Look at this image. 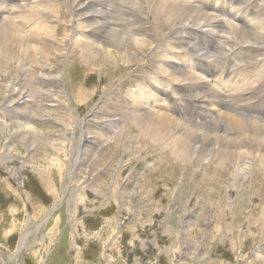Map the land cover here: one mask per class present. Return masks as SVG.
<instances>
[{"label":"rangeland","instance_id":"obj_1","mask_svg":"<svg viewBox=\"0 0 264 264\" xmlns=\"http://www.w3.org/2000/svg\"><path fill=\"white\" fill-rule=\"evenodd\" d=\"M67 1L54 4L63 15L53 23L51 50L31 55L25 64L11 50L0 54V264H264V159L254 157L259 153L246 149L238 163L218 153L199 158L195 150L180 157L175 151L181 145L147 139L133 119L137 98L141 104V96L149 95L155 100L143 99V105L195 127L229 117L222 106H212L214 120L200 110L184 91L188 80L178 79L171 63H184L186 73L204 78L226 97L235 91L229 88L250 97L252 88L262 89L254 76L264 66V41L251 48L249 59L245 54L230 60L235 69L224 84L223 72L207 78L190 60L178 62L170 39L177 20L149 17L147 0H136L130 17L138 31L128 26L123 36L148 38L147 46L136 51L129 67L99 69L85 64L80 49L66 42ZM211 1L224 9L214 13L224 24L218 35L230 37L232 24L243 25L228 13L245 14L231 0ZM239 1L249 11L246 20L257 21L255 32L264 33V0ZM108 3L116 21L126 17L117 9L123 6L119 0ZM70 25L73 32L75 24ZM83 37L77 32L74 42ZM104 38L99 32L98 39ZM241 74L245 87L238 88L233 80ZM81 82L86 90L79 100L75 87ZM26 91L33 94L30 101L19 103ZM186 102L199 109L202 123L186 117L181 109Z\"/></svg>","mask_w":264,"mask_h":264},{"label":"bare ground","instance_id":"obj_2","mask_svg":"<svg viewBox=\"0 0 264 264\" xmlns=\"http://www.w3.org/2000/svg\"><path fill=\"white\" fill-rule=\"evenodd\" d=\"M55 1L0 0V54L4 49L11 50L16 55H22L20 61L22 64H25L32 57L31 55L44 54L46 50H51L52 39L55 40L56 38V25L61 20V15H63L60 12V7H56L59 4L54 6L56 4ZM24 2L26 3L23 4ZM119 2L123 6H119L117 9L121 15L126 16L120 21H116L113 18V13L109 9L111 3H108V0H68L67 5L65 4L70 11L71 19L69 22L70 24L72 22L75 24L73 32L70 31L71 25L69 24V34L66 35V42L71 41L72 46L80 49L81 54L84 56L85 64L92 63L99 69L108 68L111 65L115 66L116 64V66L123 65L129 67V65H133L137 61L136 51L147 46L146 42H148V38L142 40L123 36L128 32L126 30L128 26H132L134 27V31H138L135 23L136 20L130 17L133 11L132 8H134L133 2L137 5L138 1L119 0ZM194 2L199 4L194 5L187 0H147L150 6L149 17L151 15L153 18L157 17L158 19V17L164 15L168 20H177L176 24L178 28L172 31L170 39H172V44L181 55H177L181 60H178L176 57L174 58L178 62L190 60L193 68L203 71L207 78L214 77L218 72H223L224 76L221 80L226 84L225 78L228 80V76L235 69L231 66L230 60L232 59V62H235L238 56L245 54L249 59L253 54L251 48L259 47L260 42L264 41V33H259L260 31L255 32L254 25L257 21H247L249 11L241 7L239 0H231L234 5L238 6V12H243L245 16L241 17V15L233 13L234 11H230L228 14L234 20H239L240 17L241 26H243L239 28L237 27L238 25L232 24L231 29L233 33L231 36H220L217 31L224 24H222V20L218 16H215V14L222 13L224 9L214 6L211 0H195ZM257 4H254L251 10ZM197 5H200V7ZM213 7L217 8L216 12L213 10L214 15L210 13ZM260 9L261 6L257 7L256 10L259 15L263 12V8ZM41 22H45L46 25L37 27V24ZM53 23H56V25H53ZM34 26H36L35 29H28ZM206 28L211 29L213 32H209V29ZM77 32L83 33L84 37L82 41L78 39L74 42ZM99 32L102 33L103 38L105 36L103 40L98 39ZM89 38L91 41L96 40V45L89 43ZM126 41L129 43L126 44ZM209 41L212 42V47L207 45ZM202 48L211 49L203 50ZM183 57L187 58L182 60ZM7 59L8 62H12V55L7 56ZM241 61L243 62L241 63L242 71L246 66L244 65V61ZM254 64L255 62L252 63V65ZM181 65H184V63L181 62ZM181 65L171 63V69L175 73V76L176 74L179 75L178 79L186 77L188 82L184 86V91L191 93L189 97L192 98L195 105L199 104V109L204 111L211 120L215 118L210 112L213 105L222 106L229 113V117L221 116L214 123L211 122V124L203 125V127L199 128L192 124L189 125L178 121L179 119L175 120L173 115L172 117L161 113L162 111L152 110L153 108H149L142 103L143 99L147 103L152 101L154 99L153 96L149 95V99L146 97L142 98L141 96V104L139 98H137L138 100L136 99V104H139L140 107L138 108L135 105L139 113L135 114L133 119L136 121L137 127L141 128L142 135L155 143L168 141V145L171 146L177 145L178 147L181 145V149L174 148V150L176 149V154L184 158L188 157L192 150H195L198 152L199 158L205 157L206 153H218L221 157H224V160L227 159L230 162L237 161L238 163L246 157V149H250L253 153L258 152L259 155H254V157L262 161L264 159L261 156V153L264 151V120L260 118H264V66L254 76L256 77L257 86L260 85L262 87L260 92L254 91L255 86L252 88L251 96L244 97L241 90L229 88L228 91H235L233 92L234 94L228 93L229 96L226 97L222 94V91L212 88L204 78L200 79L195 73H186V70ZM245 70H243L244 72L242 71L243 76L242 74L237 75L236 79L233 80V85L238 88L243 84L241 80L245 78V73H247ZM166 75L168 76V74ZM249 75L251 77H247V83L250 85L252 81L249 80H252L253 77L252 74ZM182 82L183 79L181 80ZM83 84L81 82L75 87V95L79 100L81 99L82 92L86 90ZM242 86L245 87V85ZM12 92L14 93V90ZM30 95H33L30 91L20 94L19 103L24 104L30 101ZM174 106H176L175 103H173L171 108ZM183 106L181 109L187 112L186 117L192 115L190 118H193V121H201L202 118L198 117L200 114L198 108L191 110L187 102ZM132 110V107H130L129 113ZM173 111L176 112L175 110ZM174 112L173 114H176L178 118L185 119V115L182 112ZM230 112H233L235 116H231ZM231 132L232 137L230 136ZM182 145H185V148L189 151L184 149V147L182 149Z\"/></svg>","mask_w":264,"mask_h":264}]
</instances>
